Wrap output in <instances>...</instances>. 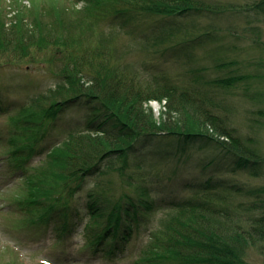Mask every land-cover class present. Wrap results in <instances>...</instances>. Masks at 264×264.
<instances>
[{
  "label": "trees",
  "instance_id": "trees-1",
  "mask_svg": "<svg viewBox=\"0 0 264 264\" xmlns=\"http://www.w3.org/2000/svg\"><path fill=\"white\" fill-rule=\"evenodd\" d=\"M85 1L90 7L92 3L97 5L86 13L89 12V18L96 17L97 24L103 28L116 22L125 23L133 11L162 17L165 26L173 27L179 25L180 18L225 14L236 9L202 0H121L124 4L113 6L105 0ZM31 3L33 11L24 5L17 8L14 17L17 22L31 18L37 22L40 12L44 13L42 8H36L34 0ZM95 8L100 10L96 12ZM2 10L0 56L24 59L32 51L46 52L51 48L59 62L55 88L22 109L15 106L7 109L2 103L0 114L15 111L9 116L14 153L8 161L13 164L11 169L26 176L27 186L23 195L16 197V204L29 215L32 224L58 227L60 244L73 240L82 227L84 243L80 261L72 263L247 264L250 249L264 253V187L239 185L213 173L250 171L258 176L264 168V156L257 139L249 134L243 136L239 131L233 109L222 104L224 101L216 89L202 90L197 85L180 87L168 77L151 80L130 72L119 65L113 50L103 42L94 41L95 29L79 17L73 18V22L62 18L61 22L59 15L57 22L50 23L43 17L44 23L34 29L17 27L14 22L8 25ZM234 12L245 14L250 23L259 27L264 20V0H255ZM109 14V21H105ZM208 36L206 33L177 43L174 48L182 49ZM255 44L264 46L259 39ZM254 77L264 76L220 78L208 83L227 88ZM202 80L203 77H196V82ZM153 102L163 107L158 117L151 106ZM78 104L91 106L92 110L83 129L71 127L67 139L49 150L44 163L31 168L30 157L35 151H44L38 145L48 134L50 125L67 108ZM170 141H174L178 152L186 153L190 147H198V151L210 148L213 152L209 150L207 155H215L216 151L227 158L225 162L233 160V163L223 167L214 158L204 164L211 173L198 183L187 185L193 195L171 203V210L146 232L148 242L129 257L134 235L142 233L150 215L161 207L152 194L157 192L155 186L162 177L155 179L154 186L150 176L139 174L142 171L138 158L149 153L169 155ZM111 171L120 176V195L108 197V191L98 186L100 191L87 190L86 211L79 207L77 196L87 180L95 176L103 180ZM108 183L113 182L108 180ZM129 186L136 188V195L128 190Z\"/></svg>",
  "mask_w": 264,
  "mask_h": 264
},
{
  "label": "rangeland",
  "instance_id": "rangeland-1",
  "mask_svg": "<svg viewBox=\"0 0 264 264\" xmlns=\"http://www.w3.org/2000/svg\"><path fill=\"white\" fill-rule=\"evenodd\" d=\"M17 1L0 0V8L5 11L7 19L4 21L8 25L14 22L17 27L35 29V26L44 23L43 17L49 23L57 22L59 15H62L61 22L66 18L73 22V18L79 17L83 19L85 25L91 24L95 29L94 41L103 42L113 50V55L119 58V65L130 72L151 80L155 77H168L180 87L197 85L202 90L216 89L215 92L224 101L222 104H229L233 109L239 131L243 136L249 134L256 138L260 152L264 156V77H254L243 83H234L227 88L208 83L220 78L233 79L257 74L264 76V46L258 47L255 44L258 39L264 42V20L258 27L257 23H250L245 14L234 12L255 0H202L236 9L228 10L229 12L225 14L180 18L179 25L173 27L165 26L166 20L162 17L133 11L129 13L131 17L128 16L125 23L116 22L105 28L97 24L96 17L89 18V12L86 13V10L97 5L92 3L90 7L85 0H34L37 3L36 8H42L44 13L40 12L37 22L31 18L23 23L14 19L17 8L24 5L28 11H33V3L31 0ZM105 2L109 3L107 4L109 6L122 3L121 0H105ZM99 10L95 8L94 11ZM35 14L37 15L38 12ZM109 17L110 14L105 16L104 20L109 21ZM171 33L173 36L170 37ZM206 33H209V36L203 40L193 41L182 46V49L174 48L177 43L194 40ZM156 36H159L158 39L155 38ZM55 53V50L50 48L46 52L32 51L31 56L24 59H10L7 54L0 56V104L9 107L7 109H11L12 106L22 109L55 88L58 82L56 73L59 72L60 67L56 55L54 57ZM51 59L55 60L50 62ZM197 76L198 79L203 77L201 83L196 82ZM155 103L153 102L151 106L158 117L163 107L157 102L159 105L157 108ZM91 112V106L85 104L71 106L62 112L50 125L48 134L38 145L44 151L41 150L42 152L39 153L35 151L28 165L31 168L41 166L49 150L67 139L71 127L83 129L86 119L91 117ZM13 114L15 111L0 114V264H87L71 262L80 261L78 257L84 243L82 227L73 240L60 244L58 227L41 226L39 222L32 224L29 215L20 211V205L16 204V197L23 195L27 186H25L26 176L20 170L11 169L14 168L13 164L8 161L14 153L9 121V116ZM154 144L159 145L157 141ZM174 145V141H170L169 155L149 153L138 158L142 171L139 174H143L145 178L150 176L149 180L153 181L154 186L157 184L155 179L162 177L155 186L157 192L152 194L161 207L159 211L150 215L148 225H144L142 233L134 235L129 257L134 256L138 249L148 242L149 237L146 232L156 227L164 213L171 210V203L193 195L187 185L198 183L205 179L206 174L211 173L209 169L204 168V164L214 158L218 164H223V167L226 165L230 167L233 163V160H229V164L225 162L227 158L216 151H214L215 155H207L209 150L212 151L210 148L198 151V147H190L188 152L181 153ZM213 170L214 168L211 167V171ZM33 172L35 170L30 174ZM213 173L239 185L264 187V168L258 176H253L250 171L236 173L214 171ZM117 175L116 172L111 171L101 178L103 180H100L99 176L89 178L84 189L77 196L80 204L78 206L86 211L87 190L100 191L98 186L108 191V197L120 195L118 192L120 176ZM108 180L113 182L112 185ZM128 190L133 192V195L137 194L135 187L129 186ZM101 197L100 195L102 203ZM85 211L81 212L84 216ZM67 257L72 259L68 260ZM59 258L62 260L57 262ZM246 263L264 264V253L250 249ZM95 264L102 263L95 262Z\"/></svg>",
  "mask_w": 264,
  "mask_h": 264
},
{
  "label": "bare ground",
  "instance_id": "bare-ground-1",
  "mask_svg": "<svg viewBox=\"0 0 264 264\" xmlns=\"http://www.w3.org/2000/svg\"><path fill=\"white\" fill-rule=\"evenodd\" d=\"M155 107H157V108H158V107H159V105H158V104H155Z\"/></svg>",
  "mask_w": 264,
  "mask_h": 264
},
{
  "label": "water",
  "instance_id": "water-1",
  "mask_svg": "<svg viewBox=\"0 0 264 264\" xmlns=\"http://www.w3.org/2000/svg\"><path fill=\"white\" fill-rule=\"evenodd\" d=\"M155 104H158L157 102Z\"/></svg>",
  "mask_w": 264,
  "mask_h": 264
}]
</instances>
